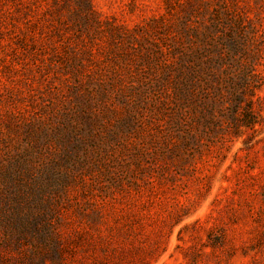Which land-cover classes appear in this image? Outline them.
Instances as JSON below:
<instances>
[{
	"label": "rangeland",
	"instance_id": "obj_1",
	"mask_svg": "<svg viewBox=\"0 0 264 264\" xmlns=\"http://www.w3.org/2000/svg\"><path fill=\"white\" fill-rule=\"evenodd\" d=\"M242 36L264 105V0H0V264H264V112L175 121Z\"/></svg>",
	"mask_w": 264,
	"mask_h": 264
},
{
	"label": "trees",
	"instance_id": "obj_2",
	"mask_svg": "<svg viewBox=\"0 0 264 264\" xmlns=\"http://www.w3.org/2000/svg\"><path fill=\"white\" fill-rule=\"evenodd\" d=\"M232 39L228 51L223 49L221 53L218 50L219 55L217 57L210 56L207 58L206 68L203 69L202 64H199L200 67L196 69L197 66L195 65L197 64L194 60L192 63L194 65L190 70L185 69L184 63H180V66L175 69L176 76L173 83L176 107L175 121L176 124L179 123L188 140L192 138V129L189 128V121L187 120V116L192 112L190 108L199 113L195 115L196 122L199 124L206 123L208 128H212L213 120H218L220 117L226 118L227 116L230 131L232 130L236 136L242 133V127L255 130L260 123L257 115H260L262 111L264 112V105H256L259 98H254L256 93L254 88L256 86L253 84V78H251L259 76L260 73L254 72L253 66L250 68L248 66L247 71L241 69L240 62L234 56L237 49H240L243 42H245V38L242 36L240 40ZM229 61L232 65L229 64ZM221 73H224V75H219ZM214 81H217L219 85L224 84L227 87L226 91H223L221 86L213 84ZM196 86H206L209 90L214 88L217 91L213 96H210V92L200 95L199 91L193 90ZM220 99L222 100L220 101ZM243 101H245V105L242 104ZM220 105L225 109H229L228 113H217V107ZM2 196L0 193L1 198Z\"/></svg>",
	"mask_w": 264,
	"mask_h": 264
}]
</instances>
